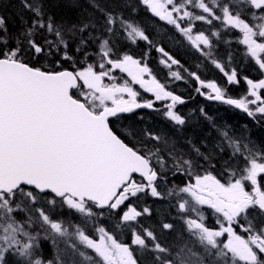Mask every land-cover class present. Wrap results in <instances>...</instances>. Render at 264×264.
<instances>
[{"label":"rangeland","instance_id":"374dc122","mask_svg":"<svg viewBox=\"0 0 264 264\" xmlns=\"http://www.w3.org/2000/svg\"><path fill=\"white\" fill-rule=\"evenodd\" d=\"M142 1L153 15L166 22L183 18L188 20L190 16L192 19L210 22L218 17L213 10L218 7L217 0H207V3L195 0L198 10L196 15H190L183 6L176 5L175 0ZM231 1V5L237 10L241 2H247L254 8L264 7V0ZM228 7V4L222 5L219 15L225 24L240 31L241 43L258 67V70H255L257 77L245 79L246 85L239 89V100L252 116H256V120L263 122L264 129V99L259 96L260 90H264V64L260 60V55L264 53V15L255 34L242 19L231 14ZM182 31L195 49L201 50L207 46L202 34L191 32L190 27H185ZM88 56L91 65L77 68L75 71L79 81V87L75 90L77 99L83 101L92 112H97L109 104L102 94L107 88L113 90L115 100L142 98L143 102L159 107L156 110L157 115L172 123L173 131L179 137L178 150L166 156L158 149L152 150L148 146L135 148L141 155L153 161L157 180L146 183L141 177H136L123 189L110 206L111 216L107 220L114 229L112 233L99 230L95 225H87L92 229L89 235L80 230V223H77V227L72 221L63 223L51 217L52 210L56 209L88 218L94 213L87 204L89 202L80 203L69 196L57 199L49 193L50 196L38 199L26 189L9 194L0 193V264H136L134 252L141 251L144 264H148L145 253L150 249L162 252L158 255L161 264H264V254L258 258L250 257L235 241L233 234L238 232V228L233 223L234 218L231 219L227 211V214H224L212 209L210 200L205 204L200 203L199 194L185 182H207L218 188L224 197L232 198L243 212L241 214L240 211L239 214L244 228L254 236H264V180L261 181L260 175L256 174L259 170L264 172L262 134L254 128L253 132L257 133L256 138L260 140L253 141L248 139L245 124L242 128L235 125L214 126L215 121L221 120L216 112L213 117L206 118L211 121L208 124L210 129L206 132L200 128L201 138L206 139L202 142L200 152L189 140L184 139L182 131L186 120L182 123L178 111L174 106L168 105L172 93L180 94L191 90L187 88L186 83L179 81L180 77L171 75L169 80L156 79L144 65L127 54L119 57L97 54L95 59L93 54ZM96 58L100 63L94 62ZM214 65L223 72L224 82L220 79L216 82L201 80L197 75L191 74V77L199 79L195 82L206 94L223 95L224 92L218 90L220 84L234 87L242 85L231 78L232 72H225L216 62ZM173 82L175 83L172 85ZM174 88L178 91L172 90ZM140 118L142 119V115ZM200 121L204 126L203 119ZM220 124L223 125L224 122ZM177 125L179 126L176 127ZM198 156L206 158V167ZM211 165L215 167L209 168ZM179 177H183V183ZM149 204L153 206L152 211ZM156 215L163 217L164 221L174 220L179 223L177 235L183 236L181 244L173 243L172 246L160 247L154 243L153 233L144 226L141 230L142 240L131 229L130 240L124 243L128 229L125 227L124 230L122 225L116 224L118 221L128 223L141 217L146 225L149 224L150 228H153L152 220H156ZM84 221L89 223V219ZM36 222L40 223L39 228L48 234V238L38 232L37 226L34 225ZM145 238H148L152 245H149ZM40 240L53 246L55 257L52 256L49 260L34 257L33 251L39 247ZM248 243L255 249L252 243Z\"/></svg>","mask_w":264,"mask_h":264},{"label":"trees","instance_id":"16d2710c","mask_svg":"<svg viewBox=\"0 0 264 264\" xmlns=\"http://www.w3.org/2000/svg\"><path fill=\"white\" fill-rule=\"evenodd\" d=\"M203 2L207 3V0ZM174 3L183 6L190 15H196L198 12L195 0H175ZM231 3V0H217L218 7L213 10L218 17L210 22L192 19L191 16L188 20L183 18L166 22L153 15L142 0H0V59L18 60L45 71L70 69L75 72L77 68L91 65L89 54H93L94 59L97 54L108 57L127 54L144 65L156 79L163 81L175 75L180 77L179 81L186 83L189 89L196 85L195 80L191 79V74L197 75L201 80L210 78L219 81L217 77L222 76L223 72L214 65L216 62L225 72H232L242 84V88L246 85L245 79L257 77L255 70H258V67L241 43L240 31L225 24L219 11L222 5L228 4L231 14L237 15L256 34L258 23L263 20L264 7L254 8L247 2H241L237 10ZM185 27H190L193 33L202 34L207 46L201 50L195 49L182 31ZM260 60L264 64V53L260 55ZM94 62L100 63L97 58ZM260 94L263 95L262 90ZM71 95L76 97V91H71ZM234 113H239L243 124L246 125L248 139L258 140L257 133L253 132L254 128L264 137L263 122L256 120L254 114L250 115L255 121L245 113ZM157 114L156 110H138L119 115L108 123L112 131L130 147L135 149L141 145L148 146L152 150L158 149L163 155H172L178 150L179 137L173 131L172 123ZM233 115L230 113L228 116ZM200 119L202 118L198 114L185 113L186 128L182 131L184 139L190 134L197 145L205 138H201L200 130L204 126L202 123L197 124ZM187 129L190 132H187ZM148 160L154 167L153 161L150 158ZM178 179L183 183V177ZM21 189L31 191L38 199L50 196L48 193L38 194L24 187L17 191ZM87 204L94 211L88 218L56 209L52 210L51 217L63 223L72 221L77 227V223H80V230L89 235L92 229L87 225L114 232L112 224L107 220L111 216L110 207L97 210L91 203ZM149 208L152 211L153 206L149 204ZM84 219H89V223ZM156 220H152L153 228H150L149 224L146 225L141 217L128 223L118 221L116 224L122 225L124 230L125 227L128 229L124 243L129 242L131 229L142 240L141 230L144 226L153 233L154 243L160 247L172 246L173 243L181 244L183 236L177 235V221H164L163 217L157 215ZM34 225L37 226L38 232L48 238V234L39 228L40 223L36 222ZM147 240L148 238H145V241ZM147 243L152 245L149 240ZM161 253L157 250H147L145 258L149 261L148 264H161L158 260ZM33 255L49 260L52 256L55 257V249L49 242L40 240V245L33 251ZM134 261L136 264H144L142 251L134 252Z\"/></svg>","mask_w":264,"mask_h":264},{"label":"water","instance_id":"95a60500","mask_svg":"<svg viewBox=\"0 0 264 264\" xmlns=\"http://www.w3.org/2000/svg\"><path fill=\"white\" fill-rule=\"evenodd\" d=\"M77 86L73 70L50 72L0 59V193L24 187L105 210L133 176L146 183L157 180L146 156L123 142L108 123L119 115L154 107L115 100L107 88L102 94L110 105L92 112L71 95ZM205 98L249 115L237 99L216 94ZM181 101L172 94L169 105ZM189 186L210 195L213 208L234 219L238 216V206L197 185Z\"/></svg>","mask_w":264,"mask_h":264},{"label":"flooded vegetation","instance_id":"af4514ba","mask_svg":"<svg viewBox=\"0 0 264 264\" xmlns=\"http://www.w3.org/2000/svg\"><path fill=\"white\" fill-rule=\"evenodd\" d=\"M231 78L232 79H235L236 81H238L237 78H236V76H234V75H232ZM191 79H193V80H195L197 82L199 81V79H197L196 77H191ZM208 79L211 80V81H213V82H216L215 79H210V78H208ZM219 79L221 80V82H224L225 76L224 75L218 76L217 77V80H219ZM201 82L204 83L203 81H201ZM197 85L198 84H196L195 87H193L191 90H187L186 93H182V92L180 94H178V93H172V94L178 95L182 99V101L180 103H174L173 105H171V107L174 106L175 110L178 111L177 113L180 114L179 117L182 119V123H184V120H185V113L189 114V112H192L191 115L192 114H198V116L201 117L203 119V121L205 122V125H204V127H202V129L204 128V130L207 132V129L208 130L210 129V127L208 126V124H210L211 121H209V120L207 121L206 118L211 117V116L213 117L214 116V113L217 112V113H219V115L221 117L220 118L221 120L219 122H216V121L214 122V120H213V122H214L213 125L214 126L220 125V126L226 127V126H233V125H235L237 127H241V128L243 127V122L241 120V117H240L239 113L238 114L237 113H234V112L239 111L238 109H235L233 107H230V106H228V105H226L224 103L207 100L205 98V96L210 97V96L215 95V94H211V95L206 94L204 91H202L199 88L200 86H197ZM233 87L234 86L220 84V85H218V90L221 89L224 93H223V95H221V94H216V95H219V96H222V97H225V98L237 99L239 101V103H240L239 96L241 95V92L239 91V89H241V86L234 87V88ZM263 88H261V89H263ZM177 91L178 90H175V92H177ZM262 93H263V95H261L260 92H259V94H260L259 96L262 99H264V90H262ZM114 99H115V96H114ZM121 101L124 102V103H126V104L127 103H130V102H132V103H142L143 102L142 101V98L140 100L139 99L138 100H135L134 98H131V100L123 99ZM169 101H168V105H169ZM145 103H147V102H145ZM201 103H202V105H201ZM109 105H110V103L108 105H106V106H109ZM200 105L202 107L199 108ZM157 109H159V107H155L154 106V108L151 109V110H149V111L157 110ZM239 112H241V111H239ZM230 113H233L234 115L233 116H228ZM248 113H249V111H248ZM246 115L249 118L252 117L250 115V113H249V115L248 114H246ZM222 121L224 122L223 125L220 124ZM254 121H255V119H254ZM201 123L202 122L199 120L197 124H201ZM178 126L179 125H177L176 127H178ZM185 128L186 127L184 126V129ZM188 131L190 132L189 129H187V132ZM187 138L192 143V146H195L198 151H200V152L202 151L201 150L202 149V142L203 141H206L205 138H202V141L200 142L199 145H197L194 142V140L191 138V135L190 134H188ZM261 139H263V138H261ZM259 140L260 139H258L257 141H259ZM198 159H200L202 162H204L205 163L204 166L206 167V162H207L206 158L205 157H202V156H198ZM151 166H152V164H151ZM212 167L214 168L215 165H211L209 168H212ZM219 168H220V165H219ZM256 174L257 175H260L259 178H262L261 181L264 180V172H262V171L259 170ZM199 175L202 176L203 174H199ZM216 175H219V174H216ZM218 179H221V178L218 177ZM132 180H133V178L131 179V181ZM185 182H186V185L189 188H191L192 190H194V189L192 187H190L189 184L190 185L191 184L197 185V186L200 187V189L206 190L207 192H211L214 195H216L217 197H219V198H221V199H223L225 201H229V202L233 203L234 205H236L234 203V200L232 198H226V197H224L223 194L219 192V189L218 188L211 186L207 182H203V183L200 182V181L199 182H197V181H195V182L185 181ZM195 192L199 194V201H200V203H204L205 204L207 200H210V204H211V207H212V202H211L212 200H211V196L210 195H207L205 193L201 194V193H199L197 191H195ZM236 206H238V205H236ZM212 209H214V210H216L218 212L227 214L225 210H221L220 211V210L215 209L213 207H212ZM241 214H243L242 211H241ZM238 215L239 216H237L235 219H232V217L230 216L231 219L234 221L233 222L234 225L238 228L237 229L238 232L235 235L233 234V237H234L235 241L243 248L244 252L248 256L253 257V258H258L260 255L264 254V236L261 237V236H254V234H252V233L250 234L246 230V228H244V226L241 224L240 214H238ZM237 218H239V220H237ZM256 237L257 238H261L263 240V242H261V241H259L257 239L252 240V238H256ZM248 242L252 243L255 246V249H252L251 245Z\"/></svg>","mask_w":264,"mask_h":264},{"label":"bare ground","instance_id":"6f19581e","mask_svg":"<svg viewBox=\"0 0 264 264\" xmlns=\"http://www.w3.org/2000/svg\"><path fill=\"white\" fill-rule=\"evenodd\" d=\"M227 93V92H226ZM205 101V100H204ZM198 102V101H197ZM207 103V102H206ZM201 105H202V103H201ZM152 106V105H151ZM182 114V113H181ZM210 120V119H209ZM227 124V123H226ZM188 159V158H187ZM190 160V159H189ZM176 257V256H175ZM176 258H178V257H176ZM180 258V257H179ZM173 259V258H172ZM179 263V262H178Z\"/></svg>","mask_w":264,"mask_h":264}]
</instances>
